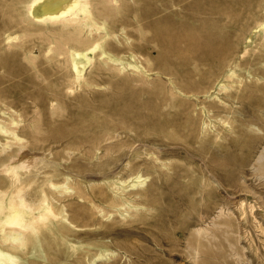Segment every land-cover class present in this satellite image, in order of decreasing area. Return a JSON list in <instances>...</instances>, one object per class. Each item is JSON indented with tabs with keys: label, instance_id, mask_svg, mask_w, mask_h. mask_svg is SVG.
Instances as JSON below:
<instances>
[{
	"label": "rangeland",
	"instance_id": "rangeland-1",
	"mask_svg": "<svg viewBox=\"0 0 264 264\" xmlns=\"http://www.w3.org/2000/svg\"><path fill=\"white\" fill-rule=\"evenodd\" d=\"M37 8L0 0V218L38 202L48 238L61 215L76 229L33 262L264 264V0H114L93 20L79 8L87 40L69 57L61 18ZM186 27L218 35L204 48ZM123 104L126 129H85L94 143L75 129ZM149 185L157 212L108 204Z\"/></svg>",
	"mask_w": 264,
	"mask_h": 264
},
{
	"label": "bare ground",
	"instance_id": "bare-ground-1",
	"mask_svg": "<svg viewBox=\"0 0 264 264\" xmlns=\"http://www.w3.org/2000/svg\"><path fill=\"white\" fill-rule=\"evenodd\" d=\"M113 1L114 0H96V2L94 3H92L91 1L80 3L79 0H30V5H37L38 7L37 9H39V12L41 13H50L54 18L55 17L61 18L59 26L53 27L54 29L52 30L53 33L55 34L54 36L56 39L55 49L61 51L62 53L66 54V56L69 57V55H71V52L69 50L70 43L72 44L84 43L87 40V38H85V35L84 37L83 35H81V32L83 31L82 27L83 28L85 27V23H87V21H84L79 15H75L76 9L79 8L83 9L84 17L86 18L90 16L89 18L93 20L92 16L94 14H99L100 16L109 14L111 10H113L112 9ZM86 3L88 4V6L86 5ZM6 5L7 7H10V4H6ZM95 23L93 21V24L97 26V24ZM70 25L72 26L74 25L75 27L69 28ZM189 29L190 28L186 27V30L188 32H183L181 36L187 38L189 41L193 43L200 42V44L203 45L204 48L208 45L209 42L216 39L218 35L217 32L215 31H213L215 34L207 32L205 34V37L200 39V37H198L197 31L195 32L194 35L193 30H189ZM70 62H71L70 63L71 66H75L73 60H71ZM74 78H77V76H74ZM127 106L128 105L126 104L121 105L119 107L121 111L120 110L118 111L117 109L114 108L107 111L104 108V106L98 108L96 107L91 111V113L84 114L85 117L87 116V119H85L84 124L80 128L77 127L75 129L77 131H80L82 133L83 139L90 141V143H94L95 138L91 137L89 135V132L87 130L85 131V129L97 128L99 131L102 132L108 131L107 133L117 128L126 129L129 126L125 124L126 123L125 118L128 115V109H129ZM111 114H117L121 120L118 119L117 121L116 120L114 121L112 119L113 117L111 118ZM36 120H32V122L29 124L28 131H35V129H37V125L35 124ZM0 128L2 129L1 126ZM5 130L4 132L7 131ZM10 134L13 135L14 139H19V137L15 133V130L11 131ZM4 143L5 142L3 143L0 142V144H4ZM24 145L22 147H24ZM19 153H20L19 154V158H20L23 157L26 152H24V150L21 149ZM8 167L9 166L5 164L1 169L6 170ZM10 178H11V184L13 186V189L11 190L12 200L13 202L16 201L18 205H22L23 193H22L21 185H18L16 183V181L19 180V177L17 175H13L10 176ZM134 178L135 181H137V183L143 182V179L142 180L139 179V175H136ZM151 189H154L153 185H149V188H142L141 190L137 191L136 194L138 197H140L139 198L140 200L137 201L136 199L134 200V198L133 200H131L130 198L126 197L125 195H123L124 194L123 192L121 193L115 191L114 195L108 200V204L113 210L117 211L120 215H125V214L132 216L140 215L141 210L143 211L155 210L157 212V210L159 209V205L161 204L159 201L160 197H158V194L156 195L153 194L154 191L150 192L152 191ZM76 194L80 197L83 196L81 191H76ZM26 209H27L26 211H23L22 209L14 208L13 213L8 214L6 212V216L4 215V217L0 218V264H37L33 262L34 260H32L30 257L33 254H35V256H41V257L44 255V252H46L47 250L44 251V247H42V242L45 241L46 245H48L47 247L51 246L52 241L55 242L54 243L55 245L59 244L60 242L68 243L70 239L68 238L67 240V237L70 231L72 230L74 231V229H76V228L74 229L69 228V226L71 227L72 225H70L69 222L64 221L66 220L65 216L61 215V219L59 221L58 220L55 222L51 221V223L47 226L46 229H48V232H50L49 234L51 237L48 238L49 236L46 235L47 233L45 232V229L41 224L42 219L44 218L45 208L41 207L40 204L37 202V204L28 206ZM130 209L133 210L131 211ZM0 211H2V208H0ZM93 256L89 257L87 261L89 260L92 261ZM96 256H100V257L104 256V253L100 252Z\"/></svg>",
	"mask_w": 264,
	"mask_h": 264
}]
</instances>
